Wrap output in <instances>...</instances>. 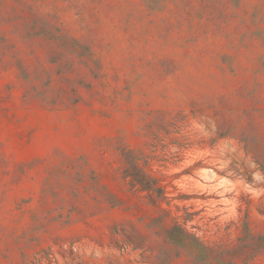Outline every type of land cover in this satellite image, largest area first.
<instances>
[{"label": "rangeland", "instance_id": "rangeland-1", "mask_svg": "<svg viewBox=\"0 0 264 264\" xmlns=\"http://www.w3.org/2000/svg\"><path fill=\"white\" fill-rule=\"evenodd\" d=\"M0 264H264V0H0Z\"/></svg>", "mask_w": 264, "mask_h": 264}, {"label": "trees", "instance_id": "trees-1", "mask_svg": "<svg viewBox=\"0 0 264 264\" xmlns=\"http://www.w3.org/2000/svg\"><path fill=\"white\" fill-rule=\"evenodd\" d=\"M126 177H131L132 182L134 184L141 185L143 189L145 190H148V191L154 190V186H152L151 182L144 181V178L150 179L151 178L150 176H147L146 174H142V171L138 173L135 172V160L134 159H132L131 162H128V169L126 170Z\"/></svg>", "mask_w": 264, "mask_h": 264}]
</instances>
